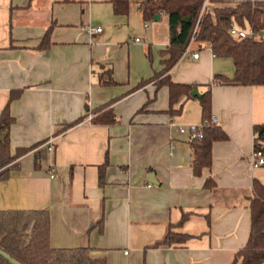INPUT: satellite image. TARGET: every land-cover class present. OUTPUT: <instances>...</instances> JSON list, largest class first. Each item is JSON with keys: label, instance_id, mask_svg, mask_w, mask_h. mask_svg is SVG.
I'll return each instance as SVG.
<instances>
[{"label": "crops", "instance_id": "0c3cea01", "mask_svg": "<svg viewBox=\"0 0 264 264\" xmlns=\"http://www.w3.org/2000/svg\"><path fill=\"white\" fill-rule=\"evenodd\" d=\"M85 1L0 0V116L20 93L10 105L11 154L32 149L0 185V211L48 209L53 249L90 247L107 264H233L249 240L254 182L264 185V166L250 169L264 86L214 84L216 75L233 78L235 65L209 45L195 43L200 58L183 54L172 68L175 84L200 94L211 87L212 116L228 135L198 177L179 129L202 127V106L182 97L174 116L169 87L155 78L170 44L168 16L145 22L139 8L117 16L109 0ZM95 8L104 23L91 24ZM50 27V47L40 50ZM109 70L115 84L103 86ZM108 106L117 123L94 124ZM187 213L179 231L197 238L154 248Z\"/></svg>", "mask_w": 264, "mask_h": 264}, {"label": "trees", "instance_id": "16d2710c", "mask_svg": "<svg viewBox=\"0 0 264 264\" xmlns=\"http://www.w3.org/2000/svg\"><path fill=\"white\" fill-rule=\"evenodd\" d=\"M72 0H64L71 2ZM117 16H127L130 12V0H109ZM219 4L214 11L209 9L201 16L204 0H138L136 2L145 22H151L162 15L169 18L170 44L162 52L164 69L156 75L158 85L168 86L170 91L171 113L181 115L184 104L174 110L182 97L194 99L191 92L194 87L178 85L171 81L169 73L182 58L189 46L198 21L199 30L195 43L209 45L217 57L230 58L234 61L233 78L216 75L214 84L234 86H264V38L237 39L230 35V25L236 23L242 28L252 27L264 32V0L251 3L249 0L213 1ZM189 19V21H187ZM51 27L47 30L40 50L50 47ZM149 53V57H150ZM103 86L114 85L112 71L102 74ZM20 93H12L10 101L0 116V185L10 180L12 172L19 168L17 161L32 149L18 150L13 156L10 149V132L15 118L10 112L11 103ZM202 106L203 138L192 142L194 154L193 171L201 176L205 169L212 166V147L216 142L228 140L225 131L213 123L211 87L198 98ZM110 106L93 119L96 125H113L117 119ZM80 122V121H78ZM77 124V123H75ZM73 124V125H75ZM72 125V126H73ZM254 150L264 153V124L254 127ZM104 168L100 171L103 181ZM103 183V182H102ZM216 187L213 179H208L205 188ZM251 232L247 245L237 253L233 264H264V185L254 182L253 196L250 198ZM170 226L164 239L154 248L167 246L183 248L197 238L179 231L186 218ZM51 217L48 209L39 211H0V264H107L106 259L92 256L94 249L80 247L73 249H53L50 245Z\"/></svg>", "mask_w": 264, "mask_h": 264}, {"label": "built area", "instance_id": "2783aa9c", "mask_svg": "<svg viewBox=\"0 0 264 264\" xmlns=\"http://www.w3.org/2000/svg\"><path fill=\"white\" fill-rule=\"evenodd\" d=\"M213 1H216V0H204L201 16H203V14L206 12V10L209 7V4L212 3ZM219 1H234V0H219ZM237 1H240V0H237ZM249 1L251 3H256L258 0H249ZM201 16H200V19H199L198 24L196 26V29L193 33L192 40L184 52V55H190L193 60H198L200 58V50H193V45L195 44V36L199 30V22L201 20ZM263 21H264V16H263ZM100 32H102V28L89 27L87 29V33L89 35H93L95 33H100ZM229 33L231 36H233L234 38H237V39H255V40H258L261 38L260 37L261 32L256 31L252 27L242 28L239 25H237L236 23H232L230 25V32ZM137 41H139V40H137ZM214 56H216V55L214 54ZM213 123H216L215 118H213ZM202 128L203 127L191 126V127H187V128L182 127L179 130H180L181 134H187L188 135V141L190 143H192L196 140H201L203 138ZM48 144H51V142H49ZM50 150H53L52 146L50 147ZM263 166H264V153L262 151H259V150L258 151L254 150V153L252 155V159L250 161V169L256 170V169H259ZM52 178H53V176H52Z\"/></svg>", "mask_w": 264, "mask_h": 264}, {"label": "rangeland", "instance_id": "374dc122", "mask_svg": "<svg viewBox=\"0 0 264 264\" xmlns=\"http://www.w3.org/2000/svg\"><path fill=\"white\" fill-rule=\"evenodd\" d=\"M87 1H89V0H86L85 2H87ZM130 1L131 2H130V12H129V15L132 16V17H134V15L137 13L138 6H137L136 2L138 0H130ZM218 6H219L218 3L212 2V3L209 4L208 9L213 11ZM103 16L104 15L101 13V9L95 8V10L93 11V13H91V17H90L91 24H96L98 22H103L104 23L105 20L102 19ZM260 172L264 173V168H262V170Z\"/></svg>", "mask_w": 264, "mask_h": 264}, {"label": "water", "instance_id": "95a60500", "mask_svg": "<svg viewBox=\"0 0 264 264\" xmlns=\"http://www.w3.org/2000/svg\"><path fill=\"white\" fill-rule=\"evenodd\" d=\"M187 21H189V19H188ZM263 36H264V35L261 33V34H260V37H263ZM191 96H192L193 98H200V97L202 96V94H200L198 88L195 87V88L193 89V91L191 92ZM149 180H150L151 183H154V182H155V181L152 180V179H149Z\"/></svg>", "mask_w": 264, "mask_h": 264}]
</instances>
